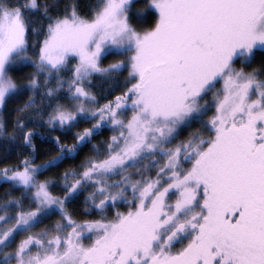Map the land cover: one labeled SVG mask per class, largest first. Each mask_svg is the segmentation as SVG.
<instances>
[{"label":"snow or ice","instance_id":"6c2138e0","mask_svg":"<svg viewBox=\"0 0 264 264\" xmlns=\"http://www.w3.org/2000/svg\"><path fill=\"white\" fill-rule=\"evenodd\" d=\"M0 264H264V0H0Z\"/></svg>","mask_w":264,"mask_h":264}]
</instances>
